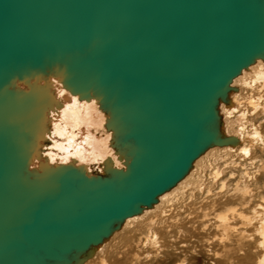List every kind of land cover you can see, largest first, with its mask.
Masks as SVG:
<instances>
[{"label":"water","instance_id":"1","mask_svg":"<svg viewBox=\"0 0 264 264\" xmlns=\"http://www.w3.org/2000/svg\"><path fill=\"white\" fill-rule=\"evenodd\" d=\"M255 4L264 0H0V264H67L99 242L104 225L108 235L224 143L217 100L264 56ZM54 64L72 92L93 90L111 110L134 155L126 174L23 176L30 132L22 96L7 86ZM36 95L26 93L29 104Z\"/></svg>","mask_w":264,"mask_h":264},{"label":"bare ground","instance_id":"2","mask_svg":"<svg viewBox=\"0 0 264 264\" xmlns=\"http://www.w3.org/2000/svg\"><path fill=\"white\" fill-rule=\"evenodd\" d=\"M253 8L254 13L264 14V4H255ZM64 73L65 67L62 64H54L35 71L25 84L11 83L7 86L8 91L22 96L23 120L30 132L31 146L28 151L30 158L23 170V176L32 182H40L46 181L48 177L60 171L81 172L89 179L102 178L103 180H114L119 172L126 174L134 155L131 153L130 146L123 145L120 141L121 136L116 127H111L114 119L111 110L93 90L87 97H81L78 93L72 92L66 86ZM29 91L37 93L32 105L26 97ZM246 106L250 107V113L247 110H240ZM258 111H261L264 117V56L254 57L247 66L232 77L225 96L217 100L215 131L217 139L224 143L209 145L192 160L182 177L155 197V202L147 205L140 204V210L137 213L115 222L108 235H104L107 231V226L104 225L100 231L99 242L85 250L71 252L67 257V264H121L123 252L128 251L127 249L135 243L133 235L141 227H146L150 233L145 240V245L149 241L155 243L157 233L163 234L169 227H166V222L174 211V203L199 184L195 177L196 170L200 168L201 171L204 161L208 159L209 162L214 158V151L235 153L240 135L242 140L245 139L250 143L249 147L244 146L240 149L243 156H250V149L256 145L257 141L260 142L259 150L264 152L262 134L248 119V116H253ZM234 116H236L235 123L239 133L237 135L231 133V119ZM130 142L133 144L132 141ZM221 175L219 170H215L214 182L219 180ZM233 176V173L229 175L230 178ZM256 177L261 178V188L264 190V160L258 163L254 172L243 171L241 176L244 180L241 181L243 185L237 189L243 195H248L251 192L249 184L253 182L257 185ZM225 184L221 182V191L225 189ZM203 190L202 188L201 191ZM261 199L264 200V195ZM240 206L244 209L247 203H242ZM215 207L213 206L214 209ZM249 213L245 214L237 207H231L217 214L215 218L218 223L217 228L224 234L223 236L222 233L220 234L222 236L219 243L220 252L213 251L214 261H210L211 264H251L250 256L259 251L261 254L255 264H264V206L257 204ZM233 220L239 221L238 227L231 225ZM135 224L138 226H134ZM155 227H158V232L153 231ZM204 228L207 227L204 226ZM245 228L249 229L248 232ZM231 230L236 231L233 239L227 234ZM208 243V246L214 247L212 241ZM122 249L123 251L120 252ZM182 260L177 264H187L184 258ZM45 264L53 263L48 261Z\"/></svg>","mask_w":264,"mask_h":264},{"label":"rangeland","instance_id":"3","mask_svg":"<svg viewBox=\"0 0 264 264\" xmlns=\"http://www.w3.org/2000/svg\"><path fill=\"white\" fill-rule=\"evenodd\" d=\"M240 110H247L249 113L251 112L250 107L247 106L246 108L243 107ZM248 119L253 124H255L259 132L262 134L264 140V117L261 111H258L253 116H248ZM235 120L236 116L231 119V133L237 135L239 133L237 132L238 127L235 123ZM259 143L260 142L257 141L256 145H254V147H251L249 157H245L240 153V149L242 147L250 146V143L245 139L242 140L240 135L238 137V145L235 153H223V151H214V158L210 159L209 162L208 159L204 161V167L201 171L200 168H197L196 170L197 172L195 174V177H197L196 181H198L199 184L195 185L192 188L193 190L191 189L187 191L184 196L178 200V202L176 201L174 203V211H172V214H170L171 218L169 217V220H167L166 222V227H169L165 229L163 234L157 231L158 227L153 228V231L155 230V232H158L155 240L156 244L149 241V243H146L145 245V240L148 236H150V233L149 231H147L148 229L146 227H141V229L139 227L141 232L140 230H138L134 233L133 236L135 243H133L127 249L128 251H126L125 253L123 252V259L120 261L121 264H124V262H126V264H177L183 261V258L184 261H186L185 263L187 264H211V262L214 261L213 251L220 252L219 243L224 234L221 229L217 228L218 223L215 219L217 214L220 212H224L231 207H237V209L241 212L250 214L249 212H251L252 208H254L257 204L264 206V200L261 199L264 195V190L261 188L260 177H256L257 185H254L253 182L249 184L251 189V192L248 194L249 196L243 195L242 192L237 189V187H241L243 185V183H241V181H244L241 179L243 171L245 170L249 173L254 172V169L257 168L258 163L264 160V152L262 153L259 150ZM215 170H219L222 173L221 178L216 182H214L213 180V172ZM231 173L234 174L233 178L229 177ZM222 181L226 183V187L221 191L220 184ZM202 188L204 189L203 191H201ZM208 190L211 191L208 192ZM238 199L241 201H239ZM242 203H247V207L243 209L240 206ZM213 206H216V209H214ZM231 225L238 227L239 221L233 220L231 222ZM134 226L138 225L135 224ZM204 226H206L207 228H204ZM245 229L246 232H248L249 229ZM221 233L222 236L220 235ZM227 234L230 238L233 239L236 236V231L231 230L227 232ZM209 241H212L214 247L208 246ZM122 251L123 249L120 250V252ZM147 252L148 254L150 253L152 255H148ZM260 254V251L256 254H252L249 258V262L251 264H255L257 262V259L260 257Z\"/></svg>","mask_w":264,"mask_h":264}]
</instances>
